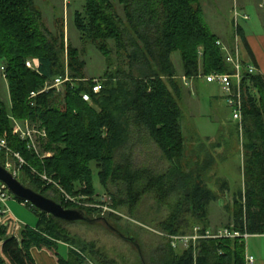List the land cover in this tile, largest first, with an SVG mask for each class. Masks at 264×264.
Wrapping results in <instances>:
<instances>
[{
	"label": "trees",
	"instance_id": "obj_1",
	"mask_svg": "<svg viewBox=\"0 0 264 264\" xmlns=\"http://www.w3.org/2000/svg\"><path fill=\"white\" fill-rule=\"evenodd\" d=\"M113 1L123 6L127 22L116 13ZM201 1L86 0L83 11L75 14L76 28L81 39L95 44L108 63L102 90L94 95L90 83L82 82L86 63L69 46L66 66L64 30L57 38L44 27L37 0H0V67L5 70L11 101L8 107L0 99V136L7 134L11 147L26 160L18 178L25 186L65 208L76 209L56 184L73 197L82 194L97 202L95 166L102 186L112 196L114 211L126 210L134 219L140 216L143 202L152 198L159 206L170 205L166 217L151 221L161 236L188 234L199 226L202 234L209 230V206L219 198L203 178L208 164L196 170L185 168L183 87L171 59L173 53H180L184 76L189 79H197L201 72H232L217 45L219 38L205 21ZM236 31L252 55L240 28ZM110 40L126 57L129 71L110 68ZM30 58L40 61L39 72L26 66ZM67 68L71 82L65 84L64 95L54 89L40 93L46 82L64 77ZM245 82L249 84L243 109L245 187L234 196V220L226 228L258 235L264 234V77L247 75ZM84 92L91 93L95 107L83 101ZM32 93L39 94L30 99ZM12 118L41 123L47 132L41 152L51 156L42 159L13 136ZM143 145L161 152L168 163L166 170L133 162L136 148ZM43 173L54 183L43 181ZM228 188L223 181L220 189ZM50 191L54 196L48 195ZM81 210L93 220L96 215L99 220L104 218L120 238L132 236L119 215L101 217L97 208ZM34 212L39 216L37 226H25L19 238L9 236L0 226V264H35L34 247L48 250L58 264H86L85 258L95 264H247L242 238L200 239L178 253L159 235L160 241L153 238L152 250L146 255L133 234L142 254L133 248L126 252L114 249L111 254L95 243L72 237L66 223ZM62 244L70 246L68 258L58 254Z\"/></svg>",
	"mask_w": 264,
	"mask_h": 264
},
{
	"label": "rangeland",
	"instance_id": "obj_2",
	"mask_svg": "<svg viewBox=\"0 0 264 264\" xmlns=\"http://www.w3.org/2000/svg\"><path fill=\"white\" fill-rule=\"evenodd\" d=\"M213 1L216 0H203L200 2L202 9L207 12L205 21L211 32H215V30L210 16L211 12L209 5H213L211 3H220ZM260 1L261 0H246L244 2L246 13L249 14L250 20L244 22L242 18L239 17V21L249 34L259 35L264 33V6L260 8ZM85 3L86 0H37L35 6L41 11L44 27L55 37H60V33L64 30V37L66 40L63 60L66 66H68L69 61L68 47L70 46L78 50L79 58L86 63L84 68L85 79L89 80L91 86V81L99 80L101 84L105 81L103 75L107 69L108 63L106 57L98 50L95 44L81 39V34L76 28L75 14L76 12L83 11ZM224 3L226 4H223L221 8L218 9V13L223 17L230 35L232 34V36H234L236 35L234 9H232L233 7L231 8V3ZM113 6L119 17L127 22L123 6L115 1H113ZM215 9L217 10V8ZM238 13L241 16L240 11H238ZM107 45L112 56L110 68L113 72L118 68L129 71L128 61L116 48L115 42L110 40L107 42ZM233 46L234 45L229 44V47L233 48ZM171 59L177 70L178 81L180 84L184 85L183 79L185 76L183 68H181L182 61L180 53H173ZM1 68L2 67H0V99L9 107L11 101L8 81L3 77V70ZM64 77L70 78L68 68ZM53 81L54 80L46 82L45 87L52 85L54 83ZM194 81L197 82L193 87ZM190 82L191 86L188 88L191 89L193 94H191V92L189 93L188 90H183L180 100L181 108L184 113L182 126L187 145L185 168L186 170H196L198 166L208 164L209 169L204 171L203 178L206 184L217 193L219 198L218 201L213 202L209 206V230L219 231L233 223L235 210L234 196L239 190L245 187L244 164L247 155L245 149L247 140L244 133L239 132L238 134L237 123L233 120L232 111L226 103V98L221 87L217 84H207L204 79L198 78L190 79ZM65 89V86L61 87L63 95L65 94ZM256 96L258 95L256 94ZM194 101L198 102L199 105L194 103ZM17 121L21 126H25L26 121ZM29 122L37 130L44 129L39 122ZM12 127V135L21 140L19 136L14 133V118H12ZM2 136H7V134ZM45 142L46 141H43L41 144L42 151ZM133 162L138 166L147 164L159 171L166 170L168 167V163L162 157L161 152L157 150L155 146L150 145L147 147H144V145L138 146L136 152L133 154ZM92 169L93 185L96 190L95 199L99 203L102 202L104 206L111 208L113 203L112 196L102 186L95 166H92ZM32 172L37 174V171L34 169ZM223 181H227L229 185V188L224 191L220 189ZM115 191L116 190L113 189V192ZM48 195L52 197L54 193L50 191ZM171 202L172 201H169L168 203ZM8 205L12 214L21 224L31 227L37 226L39 216L34 212V208H32L31 205L26 204V206L13 195ZM116 213L123 219V226L128 227L132 236L136 235L138 243L142 245L146 255H149L152 250L153 238L160 241V239H158L160 234L153 229L154 226L151 225V221L166 217L170 213V205L163 204L159 206L157 202L150 198L143 202L139 212L140 216L138 215L134 217V219L130 218L126 210H117ZM107 215L108 214H105V216L101 217H107ZM94 218H98V216L96 215ZM140 218L143 222L145 220L149 222L147 224L139 222ZM64 227L72 237L82 242L95 243L99 249H108L111 254L115 250L126 252L128 249H137L132 243L116 235L109 226L100 220H97L94 224H64ZM132 236L128 235L127 238H132ZM161 237L167 238L168 241H170L169 235L167 234H162ZM185 249H187V247L183 244H179L176 250L178 253H182ZM69 252L70 246L68 244H62L59 247L58 254L62 257L68 258ZM88 259L90 262L88 263L87 261L86 264H95L90 258Z\"/></svg>",
	"mask_w": 264,
	"mask_h": 264
},
{
	"label": "built area",
	"instance_id": "obj_3",
	"mask_svg": "<svg viewBox=\"0 0 264 264\" xmlns=\"http://www.w3.org/2000/svg\"><path fill=\"white\" fill-rule=\"evenodd\" d=\"M239 17L248 19L247 16H240L239 13L235 11L234 21L237 27ZM217 45L221 48V51L225 56V61L228 65L231 66L232 72L212 73L208 75L199 73L198 79H204L208 84H217L221 87L226 98V103L232 111L233 120L238 124L240 133H243V109L245 99L247 98V87L249 86V84L245 82V79L247 75L258 74L257 68L251 63L244 62L238 48L233 49L220 40L217 42ZM26 66L31 70L39 72L40 61L36 58L30 59L26 62ZM1 69L3 70V77L7 80L6 74L4 73V68L2 67ZM53 82L54 83L52 85L46 86L40 93L47 92L51 89H54L57 92H61V87L65 86L66 83L71 82V80L68 77H58L54 79ZM82 82L90 83L87 79H83ZM183 82L185 86H191L189 78L184 77ZM91 83L92 94H99L102 90L101 82L99 80H94L91 81ZM38 94L32 93L30 99H35ZM81 96L84 102L89 103L91 106L95 107L91 93L84 92ZM32 105L34 104L32 103ZM14 126V133L26 143L29 151L36 153L42 159L51 156V154L49 153L43 154L41 152V144L43 141H46L47 138V132L45 129L37 130L30 124L29 121H26L25 126L23 127L15 119ZM0 163L17 179L20 177L23 171V167L27 165V162L22 154L11 147L7 136H0ZM40 176L42 180L45 181L48 185L54 183L46 174ZM56 186L61 191L65 201L72 203L75 207H77V209L97 208L102 211V216H105V214L108 213H114L117 215L116 211L107 206H104L102 202L99 203L89 201V198L82 194L73 197L64 192L57 184ZM11 196L12 194L10 193L8 188L0 182V226L4 227L7 230L9 236L19 238V226L21 222L12 214L11 209L8 205ZM201 231V227H195L193 231L190 232V234L179 236L169 235L172 247L177 249L179 244H183L188 248L190 243H194L195 245L200 239L242 238L246 241L250 237V234L246 232L241 233L240 231L232 230L229 228H223L219 231L208 230L204 234H202ZM85 259L86 262H90L88 258ZM246 262L247 264H251L254 262V258L246 257Z\"/></svg>",
	"mask_w": 264,
	"mask_h": 264
},
{
	"label": "crops",
	"instance_id": "obj_4",
	"mask_svg": "<svg viewBox=\"0 0 264 264\" xmlns=\"http://www.w3.org/2000/svg\"><path fill=\"white\" fill-rule=\"evenodd\" d=\"M246 0H219V1H213V2H220V3H211L213 5H209V9L211 12V20L214 25L215 32H212L214 35H216L220 41L225 43L226 45H234L233 48L239 49L240 55L244 62L251 63L257 68L258 74L262 75L264 77V33L259 35L249 34L245 31L243 25L238 21V27L240 28L241 34L246 39V44L250 48V51L252 52V55L249 54V51L247 50V47L245 46L243 40L238 35V31H236V35L232 36L227 30V25L225 21L223 20V17L218 13V9L221 8L223 4L231 3V8L235 11H240L241 16H247L248 19H243L244 22L250 20L249 14L246 13L244 2ZM260 8L264 6V0L260 1ZM215 4V5H214ZM84 8V7H83ZM217 8V10L215 9ZM203 10V9H202ZM231 13V11H230ZM204 17L206 19L207 12L206 10H203ZM235 22V21H234ZM183 68V66L181 67ZM184 72V71H183ZM197 81L193 82V87L195 86ZM208 84V83H207ZM211 86V85H210ZM183 90H188V92L191 94L192 91L187 86L183 85ZM194 103H197L194 101ZM199 105V104H198ZM192 111V110H191ZM26 225L21 224L19 226V234L22 231V229ZM32 256L35 260V264H58L57 258L55 255L51 254L48 250L34 247L31 250ZM246 257H253L254 262L251 264H264V234H258V235H250V237L246 240Z\"/></svg>",
	"mask_w": 264,
	"mask_h": 264
},
{
	"label": "water",
	"instance_id": "obj_5",
	"mask_svg": "<svg viewBox=\"0 0 264 264\" xmlns=\"http://www.w3.org/2000/svg\"><path fill=\"white\" fill-rule=\"evenodd\" d=\"M0 182L3 183L10 193L23 203L31 205L35 210L44 213L54 219L66 224L87 223L94 224L97 220L91 219L85 211L81 209L65 208L62 204L42 195L33 189L25 186L19 179L14 177L6 168L0 164ZM112 231L116 230L110 226ZM123 239L132 243L142 254L140 245L134 238Z\"/></svg>",
	"mask_w": 264,
	"mask_h": 264
},
{
	"label": "flooded vegetation",
	"instance_id": "obj_6",
	"mask_svg": "<svg viewBox=\"0 0 264 264\" xmlns=\"http://www.w3.org/2000/svg\"><path fill=\"white\" fill-rule=\"evenodd\" d=\"M95 219H98L99 220V218H95ZM100 221H103L107 226H109L110 227V224H108L107 223V221L106 220H104V218H101V220Z\"/></svg>",
	"mask_w": 264,
	"mask_h": 264
}]
</instances>
